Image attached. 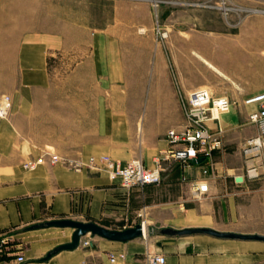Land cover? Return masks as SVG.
Segmentation results:
<instances>
[{
    "label": "crops",
    "instance_id": "1",
    "mask_svg": "<svg viewBox=\"0 0 264 264\" xmlns=\"http://www.w3.org/2000/svg\"><path fill=\"white\" fill-rule=\"evenodd\" d=\"M132 49L101 30L84 48L55 32L0 22V94L11 99L8 115L0 118V234L11 231L24 243L22 260L16 261L12 251L0 264H143L148 244L163 255L161 264H264L263 240L160 231L210 227L250 233L234 224L235 191L244 175L234 180L240 164L229 153L213 152V167L203 156L186 166L173 162L158 183L130 188L104 168L86 166L89 157L107 154L120 164L139 156L152 167L157 151L168 146L166 130L180 125L178 99L161 54L156 52L148 74L139 75L133 71ZM180 83L191 90L201 82ZM209 88L213 95L242 99L261 86ZM236 118L235 110L223 112L219 123L228 128ZM248 123L238 132L226 129L224 145L255 134L256 126ZM29 159L33 165L24 167ZM191 179L207 184L201 199L186 197ZM58 218L91 220L111 229L142 221L145 235L120 241L86 233L80 237L88 245L78 241L47 254L70 240L71 227L41 225Z\"/></svg>",
    "mask_w": 264,
    "mask_h": 264
},
{
    "label": "rangeland",
    "instance_id": "2",
    "mask_svg": "<svg viewBox=\"0 0 264 264\" xmlns=\"http://www.w3.org/2000/svg\"><path fill=\"white\" fill-rule=\"evenodd\" d=\"M0 22L55 32L64 35L68 44L84 48L91 34L101 30L133 46V71L139 75L148 74L159 52L178 99L179 127L184 121L182 102L190 91L180 82L198 81L196 87L208 89L210 84L264 89V0H0ZM231 100L225 113L235 110L236 122L226 128L218 119L222 144L211 155L216 150L229 153L244 175L235 191V226L264 234V142L247 152L242 146L245 137L224 145L226 129L238 132L249 125L241 95ZM186 197L193 199L188 189ZM0 235L9 237L0 248V259H7L12 251L22 253L24 243L15 240L11 231ZM149 251L154 252L151 244L144 254Z\"/></svg>",
    "mask_w": 264,
    "mask_h": 264
},
{
    "label": "built area",
    "instance_id": "3",
    "mask_svg": "<svg viewBox=\"0 0 264 264\" xmlns=\"http://www.w3.org/2000/svg\"><path fill=\"white\" fill-rule=\"evenodd\" d=\"M233 100L226 95H213L205 87L191 89L182 102L183 123L179 128H169L165 132L168 146L161 148L154 156V165L146 167L140 157H133L120 164L107 154L100 155L97 159L89 157L87 167L104 168L110 176H118L119 183L123 188L139 186L144 184L158 183L161 179V172L171 163L178 162L181 165H188L195 161L198 156L206 159V164L213 167L211 153L221 146V127L218 124L219 114L229 110ZM244 105H251L246 114L248 122L256 126V133L246 137L242 142L244 151H250L264 142V89L257 90L242 98ZM10 95L0 94V118L8 115L10 110ZM208 122L215 124L211 128ZM57 159L56 155L51 156V161ZM34 161L26 160L22 163L24 167H31ZM207 167H201L205 173ZM188 193L193 199H197L207 191V184L199 179L188 181ZM190 197V198H191ZM182 207V202L180 203ZM142 225V221L139 222ZM142 236L143 233L141 234ZM8 236L0 235V248L7 243ZM79 243L88 245L89 240L79 237ZM109 259L113 261V254L109 253ZM15 260H22L20 253L15 254ZM163 255L155 252L144 254V264H161Z\"/></svg>",
    "mask_w": 264,
    "mask_h": 264
},
{
    "label": "water",
    "instance_id": "4",
    "mask_svg": "<svg viewBox=\"0 0 264 264\" xmlns=\"http://www.w3.org/2000/svg\"><path fill=\"white\" fill-rule=\"evenodd\" d=\"M241 175L237 174L234 176L235 181L241 180ZM56 225V226H69L72 228L70 234V240L64 243H61L55 246L51 251L47 254L55 252L61 248H71L77 245L79 237L89 232L92 235H98L100 237H104L106 239L111 240H120L124 241L133 237L140 236L142 232V225L140 223H135L133 226L125 227L122 229H111L103 227L91 220L80 221L70 218H58L52 219L48 221H43L41 225ZM161 232L169 233V234H181V233H190V232H201L207 233L216 237L223 238H239V239H256L264 241V234L262 233H243V232H235V231H224V230H216L210 227H184L181 229H173L169 227H163L160 229Z\"/></svg>",
    "mask_w": 264,
    "mask_h": 264
},
{
    "label": "bare ground",
    "instance_id": "5",
    "mask_svg": "<svg viewBox=\"0 0 264 264\" xmlns=\"http://www.w3.org/2000/svg\"><path fill=\"white\" fill-rule=\"evenodd\" d=\"M143 225H144V222H142V232H143V235H144V233H145V228L143 227Z\"/></svg>",
    "mask_w": 264,
    "mask_h": 264
}]
</instances>
